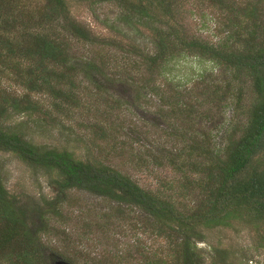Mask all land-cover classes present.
Wrapping results in <instances>:
<instances>
[{
  "label": "trees",
  "instance_id": "16d2710c",
  "mask_svg": "<svg viewBox=\"0 0 264 264\" xmlns=\"http://www.w3.org/2000/svg\"><path fill=\"white\" fill-rule=\"evenodd\" d=\"M96 1L119 9L116 19L106 22L114 32L148 31L151 50L100 39L70 15L66 0L33 5L0 0V75L11 76L23 90L15 95L0 87V152L50 173L55 191L51 200L15 197L5 187L0 166V264H53L57 258L73 264L41 238L49 227L46 215L61 217L59 206L71 190L113 203L112 214L118 217L136 214L138 224L162 242L149 252L136 243L146 264H248L244 255L221 248H212L206 260L197 243L204 241V231L239 223L256 231L258 247L264 249V234L259 233L264 228V0H203L223 18V37L216 43L189 33V0ZM77 43L101 47L83 56ZM104 47L122 51L121 60L103 53ZM183 56L210 61L226 77L205 83L197 106L179 105L180 94L166 95L168 84L159 80L165 65ZM147 95L160 104L154 118L178 141L169 147L151 143L136 152L134 136L140 132L133 124L124 125L120 111L123 103H143ZM230 97L239 116L218 144L210 131ZM74 112L90 114L93 121H80V126L93 145L100 142L95 146L104 158L129 151L130 161L139 165L148 153L157 168L168 166L183 175L180 188L192 198L145 190L107 162L84 161L65 149L37 145L19 128L3 124L14 114L34 115L52 126L61 122L59 117L73 118ZM169 112L182 125L169 122Z\"/></svg>",
  "mask_w": 264,
  "mask_h": 264
},
{
  "label": "rangeland",
  "instance_id": "374dc122",
  "mask_svg": "<svg viewBox=\"0 0 264 264\" xmlns=\"http://www.w3.org/2000/svg\"><path fill=\"white\" fill-rule=\"evenodd\" d=\"M26 1L33 5L41 0ZM66 1L70 15L100 39L119 41L122 45L131 42L140 49L151 50V35L142 27H139L138 32L121 35L108 26L119 13L115 4L96 0ZM185 8L190 10L186 19L189 33L210 43L222 39L223 18L217 9L203 0H189ZM106 22L109 24L107 25ZM100 47L87 49L82 43L75 45L78 54L83 56L88 52L98 51ZM102 50L106 54H115L120 60L123 55L122 51L112 47H104ZM225 78L224 70L214 63L183 56L167 63L159 80L168 84L163 87L166 95L180 94L179 105L186 102L197 106L195 101L201 98V87L205 83H216ZM0 87L6 88L15 95L23 92L14 79L6 74L0 75ZM82 96L84 99L87 98L84 93ZM34 98L39 102L47 101L41 96ZM145 99H142L144 104L140 101L129 104L130 102L127 101L123 103L120 111L125 117L124 125L133 124L140 132L134 136L137 140L133 142V149L142 152L143 149H148L151 143H159L166 147L173 146L178 139L167 136L165 131L169 132V130H165L166 126L154 118L160 106L159 101L151 95H147ZM85 101L89 102V99ZM218 111L219 115L217 114L214 120L216 122L218 119V124H215L216 128L212 129L210 134L218 144H221L231 124L239 115L231 97ZM76 112L71 119L59 117L61 122L52 126L43 124L34 115L14 114L3 124L7 127L19 128L26 139L37 145L65 149L84 161L107 162L127 174L145 190L164 192L174 198L188 199L187 201L192 198V195L187 196L180 188V184L184 181L183 175L168 166L157 168L151 163L148 153H143L144 163L139 165L130 161L129 151L124 152L121 157L111 154L104 158L105 153H100L95 146L100 142L96 141L93 145L89 141L88 130L80 126V121L86 123L93 121L90 114L80 115ZM168 116L169 122L179 124L180 119L171 112ZM182 118L186 119V116L183 115ZM124 132L129 136L127 129ZM0 166L5 187L11 195L18 198L28 195L37 201L51 200L55 197L50 173L29 167L13 155L3 152H0ZM184 194L187 198L183 197ZM66 196V200L59 206L62 211L61 217L46 215L49 227L41 238L54 253L67 255L73 264H146L136 253V243L139 244V249L143 247L148 252L162 243L160 240H155L149 231L140 226V223L138 224L136 214L132 212L123 217L113 215L111 211L114 207L113 203L82 191L71 190ZM259 233L264 234V228ZM212 248L234 250L237 254L244 255L248 264H264V249L258 247L257 233L249 225L233 223L230 228L218 227L204 231V241L197 243V249L206 260H209V251ZM116 255L119 257L118 260H115Z\"/></svg>",
  "mask_w": 264,
  "mask_h": 264
},
{
  "label": "water",
  "instance_id": "95a60500",
  "mask_svg": "<svg viewBox=\"0 0 264 264\" xmlns=\"http://www.w3.org/2000/svg\"><path fill=\"white\" fill-rule=\"evenodd\" d=\"M53 264H68V263L64 260L58 259V260H55Z\"/></svg>",
  "mask_w": 264,
  "mask_h": 264
}]
</instances>
